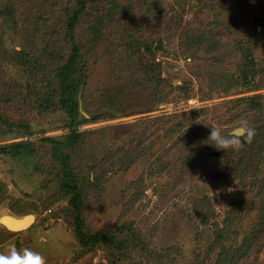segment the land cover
<instances>
[{"label": "rangeland", "instance_id": "rangeland-1", "mask_svg": "<svg viewBox=\"0 0 264 264\" xmlns=\"http://www.w3.org/2000/svg\"><path fill=\"white\" fill-rule=\"evenodd\" d=\"M80 1L0 0V253L264 264V0Z\"/></svg>", "mask_w": 264, "mask_h": 264}, {"label": "clouds", "instance_id": "clouds-1", "mask_svg": "<svg viewBox=\"0 0 264 264\" xmlns=\"http://www.w3.org/2000/svg\"><path fill=\"white\" fill-rule=\"evenodd\" d=\"M209 137H212L215 141L210 144L224 149V145L221 143L222 137L218 132L212 130ZM40 240L43 242V237ZM0 264H46V260L40 252L33 249H17L14 246H10L6 253H0Z\"/></svg>", "mask_w": 264, "mask_h": 264}, {"label": "water", "instance_id": "water-1", "mask_svg": "<svg viewBox=\"0 0 264 264\" xmlns=\"http://www.w3.org/2000/svg\"><path fill=\"white\" fill-rule=\"evenodd\" d=\"M242 128L235 130L236 134H241ZM36 220L35 214H26L17 216L15 214H3L0 216V223L8 230L13 232H20L30 228Z\"/></svg>", "mask_w": 264, "mask_h": 264}, {"label": "trees", "instance_id": "trees-1", "mask_svg": "<svg viewBox=\"0 0 264 264\" xmlns=\"http://www.w3.org/2000/svg\"><path fill=\"white\" fill-rule=\"evenodd\" d=\"M81 3V8L78 10V13L82 12L84 9H85V4H86V0H81L80 1ZM71 69V66L68 65L66 66L65 70H64V73L63 75L66 76L67 72ZM65 81V79H64ZM78 222H80V220H78ZM77 233L78 235L80 236V241L81 243L85 246V245H90V244H93V243H96V242H100L102 240H106L108 239V236L107 234H95V235H90V236H87L86 234H83V232L81 231V228H80V224L79 226H77ZM225 230V229H223ZM223 230L221 232H223Z\"/></svg>", "mask_w": 264, "mask_h": 264}]
</instances>
